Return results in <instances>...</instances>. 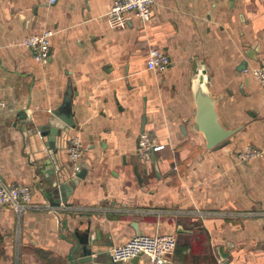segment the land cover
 <instances>
[{
	"label": "crops",
	"instance_id": "1",
	"mask_svg": "<svg viewBox=\"0 0 264 264\" xmlns=\"http://www.w3.org/2000/svg\"><path fill=\"white\" fill-rule=\"evenodd\" d=\"M112 2L0 0V182L29 184L50 205L20 217L0 206V264H72L68 237L87 228L108 251L138 233L174 234L168 264H264V84L245 71L264 63V0H156L150 20L129 13L123 25L105 16ZM46 29L40 62L24 39ZM151 46L168 52L165 71L147 68ZM200 76L234 129L213 146L194 127ZM54 110L74 124L57 137L58 163L72 166L77 135L86 172L46 193L40 140L21 115L39 125ZM143 132L164 144L150 158ZM248 146L260 153L241 158Z\"/></svg>",
	"mask_w": 264,
	"mask_h": 264
},
{
	"label": "built area",
	"instance_id": "2",
	"mask_svg": "<svg viewBox=\"0 0 264 264\" xmlns=\"http://www.w3.org/2000/svg\"><path fill=\"white\" fill-rule=\"evenodd\" d=\"M54 3L56 0H47ZM156 0H113L105 16L116 25H123L127 14L134 13L143 22L151 19ZM52 29H46L41 33L32 34L24 39L25 45L33 51V57L46 62L51 52ZM171 58L168 52L158 46H151L148 49L146 66L155 71H165ZM245 71L252 74L259 82L264 84V63L245 67ZM6 104L0 98V106ZM164 147L163 143L155 142L153 138L143 132L138 142V151L142 158H150L154 150ZM68 157L71 161L72 172L80 169L79 159L82 156V143L77 135L70 137L68 145ZM260 153L254 146H248L240 153L241 158H249ZM0 206L11 207L16 215L20 217L28 210H42L50 208L48 202H37L33 199V186L23 183L0 182ZM176 244V237L171 233H138L131 236L127 241L114 245L109 249V255L113 262H123L139 254L146 255L152 264L170 263V254Z\"/></svg>",
	"mask_w": 264,
	"mask_h": 264
},
{
	"label": "water",
	"instance_id": "3",
	"mask_svg": "<svg viewBox=\"0 0 264 264\" xmlns=\"http://www.w3.org/2000/svg\"><path fill=\"white\" fill-rule=\"evenodd\" d=\"M245 65L246 60L242 62L241 66L245 67ZM202 77L200 76V82L195 94L197 109L194 127L203 132L206 145L213 146L232 134L234 129L226 128L220 123L215 106V98L202 87ZM21 117L22 129L25 133L27 135L35 134L40 140L37 141L39 149L42 150V155L38 158L40 159L39 166L43 171L44 177L50 180V188H47L46 193L48 189L52 191L51 189L57 186L59 178H61L60 182H63L64 178L67 179L66 181L77 184L79 179L85 176V168L71 173V165L61 166L57 161L55 153L58 149L62 148V145L58 146L56 143L57 137L67 135L70 127L74 126L71 115L64 111L54 110L47 118V121L39 125L33 123L27 113L22 114ZM53 165L55 168L52 167ZM55 169H60L57 173L58 178L54 175ZM40 187L41 189L43 188L42 186ZM68 240L71 242L70 254L72 264H108L109 262H113L111 258V261H109L105 257L106 254H109V251L105 248L107 242L105 239H101L98 231H92L87 228L81 233L75 229L73 237H68ZM140 255L134 256L133 260L136 262Z\"/></svg>",
	"mask_w": 264,
	"mask_h": 264
}]
</instances>
